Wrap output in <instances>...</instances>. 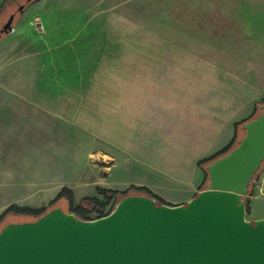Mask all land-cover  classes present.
Here are the masks:
<instances>
[{"label":"rangeland","instance_id":"1","mask_svg":"<svg viewBox=\"0 0 264 264\" xmlns=\"http://www.w3.org/2000/svg\"><path fill=\"white\" fill-rule=\"evenodd\" d=\"M4 1L0 0V7ZM7 2L0 10L1 28L12 13L21 11L26 0ZM177 2L174 7L180 6ZM184 3L189 8L188 21L183 22V31L174 33V38L187 44L183 52L188 60L183 62V77L173 79V105H177L180 84L190 106H198L196 99L204 110L213 105L235 106L237 115L245 117L242 121L249 119L255 104L264 100V0ZM23 12L17 14L14 27L19 19L28 24L33 17L34 13ZM35 38L33 34L22 37L10 32L0 39V218L17 217L12 211L48 208L65 189L69 193L63 202L71 196L73 208L83 206L90 218H96V201L108 202L106 213L117 200V195H112L108 201L102 189L118 194L149 191L158 203L186 204L206 188L208 173L199 161L233 145L239 135L218 151L188 159L180 175L158 174L152 189L109 186L108 173L116 160L102 154L101 149L107 150L108 146L70 120L84 80L38 78ZM172 113L173 120H178L177 111L173 109ZM167 162L173 167L178 165V160L169 157ZM263 167L264 161L253 184L258 183ZM119 173L122 179L135 177Z\"/></svg>","mask_w":264,"mask_h":264},{"label":"crops","instance_id":"2","mask_svg":"<svg viewBox=\"0 0 264 264\" xmlns=\"http://www.w3.org/2000/svg\"><path fill=\"white\" fill-rule=\"evenodd\" d=\"M183 1L32 0L23 13L33 17L28 24L19 19L12 31L36 36L38 78L84 80L70 120L108 146L101 150L116 160L108 173L112 188L152 189L158 174L180 175L188 159L218 151L241 134L245 117L235 106L204 110L196 99L192 107L180 84L173 105V79L183 77L188 60L187 44L174 38L188 21ZM119 170L135 177L122 179ZM258 179L245 197L252 221L264 218V167Z\"/></svg>","mask_w":264,"mask_h":264},{"label":"water","instance_id":"3","mask_svg":"<svg viewBox=\"0 0 264 264\" xmlns=\"http://www.w3.org/2000/svg\"><path fill=\"white\" fill-rule=\"evenodd\" d=\"M260 108L242 124L238 145L207 165L209 183L186 204L130 193L91 219L56 206L2 227L0 264H264V218L248 219L245 200L264 161V102Z\"/></svg>","mask_w":264,"mask_h":264},{"label":"trees","instance_id":"4","mask_svg":"<svg viewBox=\"0 0 264 264\" xmlns=\"http://www.w3.org/2000/svg\"><path fill=\"white\" fill-rule=\"evenodd\" d=\"M31 1H32V0H26V2L23 3V4H24V7H26ZM7 3H8L7 0H5L4 3L2 4V6L0 7V10H1V8H3ZM18 13H21V11L15 12V19H16V16H17ZM15 19H14V20H15ZM4 23H5V22H4ZM4 23H3L2 25H4ZM13 25H14V22H13ZM0 28H1V27H0ZM7 34H8V33H3L2 38H3L5 35H7ZM263 102H264V100L261 101V102H259V103H256V104H255V105H256V106H255V110H254L255 112H254V114H253L249 119L256 117V116L262 111V109L260 108V104L263 103ZM249 119H247V120H245V121H242V122H239V123H238V125H239V127H240V130H241V136L239 135V137L237 138L236 142H235L233 145L227 147V148L224 149L222 152L218 153L217 155H215V156H213V157H211V158H206V159H202V160H200L199 163H198L199 166H202V165L205 164V171L208 173L207 165H208L209 163H211L213 160H215V159L218 158L219 156H221V155L227 153V152L230 151L233 147H235L236 145H238V139H239L240 137H242V135L245 133V129L242 127V124L245 123L246 121H248ZM259 170H260V169H259ZM259 170H258V171H259ZM258 171L255 173V176L257 175ZM255 176H254V178H255ZM208 178H209V175H208ZM254 178H253V179H254ZM252 181H253V180H252ZM252 185H253V184H252V182H251L250 190H249V193H248V194H251V192H252V190H253V189L251 188ZM101 192H102V193H105V194L108 196V201L111 199V196H112V195H117V200H116V202H115V205L110 209V211H108V212H106V213H105V208H106L108 202H107V203H100V202L96 201V202L98 203V210H97V211H98V216H97L96 218H98V217H102V216H105V215L109 214V213L115 208V206L117 205V203L119 202L120 199H122L125 195L130 194V193L118 194V193L115 192V191H111V190L109 191V190H106V189H102ZM108 192H109V193H108ZM68 193H69V191H67V189L62 190V192H61V194L59 195L58 199H57L56 201L53 202V205L50 206V207H48V208H45V209H41V210H37V211H33V210H30V209H28V210L26 209V210H24V211H19V212H18V211H12L11 213H14V214H16V215H18V216H17V217H9V218H7L6 220L4 219V217H1V218H0V230H1L2 227H3L4 225H6L8 222H12V221H25V220H34V219H37V218H39L41 215H43L44 213L48 212L49 210L53 209V208L56 207V206H62L66 211L74 212V213H76L79 217H82V218H84V219H91L90 216L86 213V210L82 209L83 206H78V207H76V208H73V202H72V197H71V196H68V198H67V203L62 201V198H64L65 195L68 194ZM135 193H136V192H135ZM146 194L149 195V196L155 197L154 195L150 194L149 191H147ZM106 195H105V196H106ZM155 198H156V197H155ZM156 199H157V198H156ZM160 203H165V202H160ZM8 213H9V212H7L6 214H8ZM2 219H4V221H3ZM2 221H3V222H2Z\"/></svg>","mask_w":264,"mask_h":264}]
</instances>
